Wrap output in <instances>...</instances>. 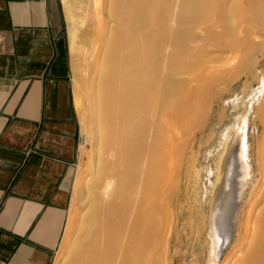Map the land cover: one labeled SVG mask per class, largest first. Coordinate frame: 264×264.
Listing matches in <instances>:
<instances>
[{
	"label": "bare ground",
	"instance_id": "1",
	"mask_svg": "<svg viewBox=\"0 0 264 264\" xmlns=\"http://www.w3.org/2000/svg\"><path fill=\"white\" fill-rule=\"evenodd\" d=\"M86 2L94 149L64 264H175L196 245L204 264H264V0Z\"/></svg>",
	"mask_w": 264,
	"mask_h": 264
},
{
	"label": "crops",
	"instance_id": "2",
	"mask_svg": "<svg viewBox=\"0 0 264 264\" xmlns=\"http://www.w3.org/2000/svg\"><path fill=\"white\" fill-rule=\"evenodd\" d=\"M61 0H0V264H51L82 143Z\"/></svg>",
	"mask_w": 264,
	"mask_h": 264
},
{
	"label": "rangeland",
	"instance_id": "3",
	"mask_svg": "<svg viewBox=\"0 0 264 264\" xmlns=\"http://www.w3.org/2000/svg\"><path fill=\"white\" fill-rule=\"evenodd\" d=\"M63 1H65V3ZM61 2H62V8H63L62 9V22H63L62 23V30H63L64 40L66 42V51H67V59H68L70 85H71V90H72V98H73V103H74L76 120L78 122L80 132L82 135V143H81V146H80V149L78 152L77 160L75 162V175H74V178L72 181V187H71V191H70V199H69L68 208H67V224H74V222L76 221L78 212L80 210V201H81V196H82V191H83V188L77 187L75 185V183H76L75 178L78 175H79L78 177H80L81 175H83L86 172V170H87L86 165L89 164V161H90L91 155H92L91 151H93L92 149H94V141L92 140L93 135L91 137V134H92V127H91L92 118L90 115L91 109H90L89 104L87 102L86 96L83 94V90H85V87L87 85V80L85 78V70L86 69H85L84 63L81 61L79 62V59H77L80 56L79 55L80 50H79L78 46L81 42L82 35H83V29H84V27L82 25H80L79 20H80V17L84 15L83 13L85 12L87 2H86V0H61ZM83 3H84V5H83ZM73 4H74V7H73ZM64 5H65V7H64ZM68 5H69V7H67ZM67 12H69V13H67ZM65 14H67L66 17H65ZM68 14H69V16H68ZM81 14H83V15H81ZM68 18H69V20H67ZM73 18H75V19H73ZM71 20H74V21L71 22ZM68 22H70L71 24ZM70 33H72L73 36ZM72 38L78 39V40H74ZM73 40H74V42H73ZM72 44L74 46L72 47L73 49L71 51V45ZM79 70L82 71L81 74H80ZM250 82L252 85H254L257 81L256 80H250ZM236 85L237 86L235 87V90H237V91H239V89L241 90L242 87H241L240 83L236 84ZM260 96L261 95L258 93V95L253 99L254 107L256 105H258L257 103L260 102V99H261ZM233 97H234L233 95H230V96L227 95V97H226L227 99L225 98L224 101L222 102V104L217 106V108H215L214 113H213L212 121H215V125L217 123V120H219V119L221 120L220 123L223 125L221 127L216 126L215 127L216 129L214 128V132H213L212 137H213V141H214L213 145L215 147H213V145H211L209 152L206 154V158H205L206 161L205 162L208 164V167H206L207 169L205 171V174H206L205 185H204L205 192L209 190V182H210V180L213 179V174H212L211 168L213 167L212 157H213V154L215 153V151L217 149L216 138H217V136L220 137V130L223 129L232 120L233 113L232 112L229 113V110L231 109V107H230L231 102L234 101L232 99ZM224 121H225V123H224ZM214 135H215V137H214ZM215 140H216V142H215ZM91 142L93 144H91ZM90 148H92V149H90ZM254 148L255 147H253V149ZM208 210H209V205L208 204L204 205V208H203L204 213H207ZM73 233L74 232H70L68 234V236H65V231H64V236L62 238V241L60 243L59 248L54 253L51 264H60L61 262H62V264H64L63 260H65L64 258H66V256H67L70 241L73 239L72 237L74 236ZM199 249H200V247L198 245H196L195 252H194V255L196 256V258H194L193 255L188 251L184 262H182V260L180 258H178V259H175L174 263L175 264H204L205 263V257H204V254H200Z\"/></svg>",
	"mask_w": 264,
	"mask_h": 264
}]
</instances>
